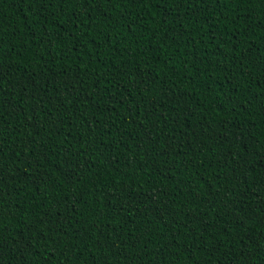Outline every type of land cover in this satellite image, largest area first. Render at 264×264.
Wrapping results in <instances>:
<instances>
[{
    "label": "trees",
    "instance_id": "trees-1",
    "mask_svg": "<svg viewBox=\"0 0 264 264\" xmlns=\"http://www.w3.org/2000/svg\"><path fill=\"white\" fill-rule=\"evenodd\" d=\"M0 264H264V0H0Z\"/></svg>",
    "mask_w": 264,
    "mask_h": 264
},
{
    "label": "snow or ice",
    "instance_id": "snow-or-ice-1",
    "mask_svg": "<svg viewBox=\"0 0 264 264\" xmlns=\"http://www.w3.org/2000/svg\"><path fill=\"white\" fill-rule=\"evenodd\" d=\"M52 211H53V214H55L56 212H58V211H59V209H57V208L53 207ZM28 231H31V229H28Z\"/></svg>",
    "mask_w": 264,
    "mask_h": 264
}]
</instances>
